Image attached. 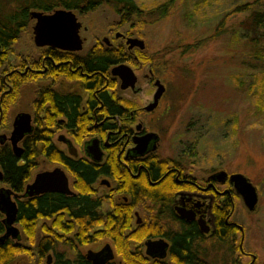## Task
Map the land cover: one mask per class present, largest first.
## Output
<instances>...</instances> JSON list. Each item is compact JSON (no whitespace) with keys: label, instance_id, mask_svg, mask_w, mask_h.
Here are the masks:
<instances>
[{"label":"rangeland","instance_id":"rangeland-1","mask_svg":"<svg viewBox=\"0 0 264 264\" xmlns=\"http://www.w3.org/2000/svg\"><path fill=\"white\" fill-rule=\"evenodd\" d=\"M134 3L138 11L125 19V12L120 13L109 4L86 13L74 11L82 23L85 47L94 39L103 41L122 33L144 41V65L152 67L166 86L158 108L143 116L145 129L161 137L158 154L179 158L197 176L222 169L229 174H242L251 181L258 194L256 208L250 212L241 200L236 201L233 219L244 228V249L256 256L255 264H263L264 116L255 111L251 87L260 89L264 76V50L257 51L264 47V19L259 26L253 18L254 13L264 14V0H134ZM161 7L165 13L158 19ZM33 24L34 20H30L0 69V96L9 88L1 84L6 70L19 68L24 60L39 61L42 49L34 44ZM43 78L21 85L18 100L7 112L4 129L8 134L14 116L31 112L36 92L45 82L50 83ZM148 98L146 91L141 99ZM190 148L193 153L188 155L186 151ZM54 166L40 159L32 178ZM43 222L36 229L37 241L42 236L39 227ZM105 242L102 238L79 247V251L85 254L87 249H98ZM57 250L69 258L74 256L62 244ZM223 253L222 264L236 259ZM250 260L240 256L239 264H248ZM36 262L39 261L31 264ZM40 264H46V257Z\"/></svg>","mask_w":264,"mask_h":264},{"label":"flooded vegetation","instance_id":"flooded-vegetation-1","mask_svg":"<svg viewBox=\"0 0 264 264\" xmlns=\"http://www.w3.org/2000/svg\"><path fill=\"white\" fill-rule=\"evenodd\" d=\"M82 29L81 23L79 34L82 39V49L64 50L50 45L38 47L42 49L38 56L42 68L32 67L33 62L37 60H24L21 62L27 64L24 70H21L20 67L15 68L6 74L7 76H3L2 80H11L10 74L13 72L20 74L28 71L37 72L41 74V77L50 80V83L45 82L43 86H40L43 90L52 91L63 98L77 99L79 106L77 115L88 120V125L84 129L86 132L83 134L85 136L83 143L79 144L77 141L80 136L79 128L71 126L69 122L71 117L75 116L72 112V105L70 102L63 101L65 102L63 105H66L65 111L57 112L54 115L57 127L52 130V144L63 157L69 159L86 160L95 166H104L108 161H112L107 173L97 177L92 185V190L94 197L101 199L100 208L105 216L116 215L117 211H124L128 216V227L120 228V231L125 232V236L132 233V236L137 235L136 233H145L146 236L141 242L132 240L129 243L131 250H138L140 255L156 264H222L224 241L220 236L219 228L222 223L232 227L233 234L229 240L232 255L236 256L235 263L239 264V257L245 256L251 258L248 264H255L257 259L252 262L253 254L244 249V228L233 219L235 202L242 201V199L229 179L231 174L225 171L228 177H220L219 173L224 170L219 169L208 172L204 176H197L192 172L191 167L188 168L179 158L161 157L158 154L160 135L145 129L143 116L158 108L165 94L166 86L160 81L165 87L164 93L157 106L153 110L147 111L146 107L152 103L156 91L155 81L160 79L152 67L144 65V41L122 33L119 36H108L109 38H104L103 41L94 39L90 46L85 47V38L81 35ZM131 40H133V44ZM139 40L143 42V47L137 43ZM94 48L106 51L121 49V52L130 59L111 65L106 74L100 75L101 82L94 88H88L85 80L99 75L98 71L89 73L84 70V65L87 63L84 61ZM54 55L59 58H54ZM122 63L131 67L137 77L134 88L122 89L120 79L111 74L112 67ZM65 70L70 72L69 75H66ZM8 87L11 89L12 84H9ZM146 91L149 98L142 100V94ZM37 92L32 103V111L25 112L30 114L32 126L35 118L34 103L37 101ZM138 99H141V103ZM43 103V117L45 118L50 108V100L47 96L43 98ZM113 103L117 105L120 113H112ZM48 115L51 114L48 113ZM14 118L11 121V129L8 134L4 129L6 125H1L0 117V136H7V139L0 137V147L5 144L11 146L8 137L13 128ZM148 133L157 135V138L156 140L152 139L147 144L145 151L140 153L137 145L140 143V139ZM23 139L19 142L20 146H22ZM92 140L98 142L101 152L99 161L89 155L86 148ZM70 147L76 149L75 154L71 153ZM186 152L191 155L193 149L190 148ZM55 167L61 168L66 173L72 191L71 195H75L70 173L61 165H55L53 168ZM1 187L8 188L5 185ZM100 191L104 193L99 194ZM133 192L137 194V199L131 194ZM18 200L14 199L16 205ZM0 214H2V222L5 216L3 213ZM200 222L203 223V228L206 231L202 230ZM14 226L19 230L20 235L17 216ZM5 232L6 227L0 237ZM6 238V240H2L3 243L12 240L14 244H21L17 238ZM103 238L106 242L98 249H87L85 254L79 251V247L94 244L102 238L77 246L78 252L83 255L86 261L93 264L87 258L88 251L99 252L108 245L113 257L105 264H125V249L117 248L110 237ZM148 240L163 241L167 247L164 252L159 251L157 255H149L145 244ZM177 240L187 243V255L184 252H181L182 255L179 254ZM72 252L74 253L72 258L64 254V259L72 260L76 256V253ZM48 255L52 256L53 262V254H47L46 259ZM184 256L186 258L182 259L181 257ZM31 262L29 257H21L14 264H31Z\"/></svg>","mask_w":264,"mask_h":264},{"label":"trees","instance_id":"trees-1","mask_svg":"<svg viewBox=\"0 0 264 264\" xmlns=\"http://www.w3.org/2000/svg\"><path fill=\"white\" fill-rule=\"evenodd\" d=\"M23 1L0 0V69L7 62L10 48L28 26L32 11L50 13L55 9H67L86 13L96 10L102 4H109L113 5L118 12H125L123 14L124 19L127 18V15L138 11L134 0H31L29 3ZM159 10L158 14H161V16L158 19L165 13L164 8L161 7ZM253 15L254 23L260 26L264 14L254 13ZM263 50L264 47L257 49L259 53ZM54 58L58 59L59 57L54 55ZM129 59L121 52V49L108 51L99 48L92 49L84 61L87 62L84 65V70L89 73L98 71L99 75L97 74L93 78L85 80L86 86L94 88L101 82L100 75L106 74L111 65ZM19 65L21 70H24L27 64L21 63ZM32 67L42 68V64L40 61H34ZM9 72L6 70L7 74ZM64 72L66 75L70 73L66 70ZM39 77H41V74L28 71L24 74L11 73V80L9 81H3L1 78L2 86L12 84V88L3 92L0 96L1 125L5 124L9 108L16 103L20 96L21 85L28 81H35ZM41 89L40 87L37 92V101L34 103L33 130L23 139L21 156H15L9 144L0 147V168L3 173L1 183L15 193H23L25 185L31 181L33 172L38 167L39 160L44 159L52 165H61L70 173L73 180L72 189L76 194L67 195L52 192L19 199L17 203V222L21 233L17 239L21 241V244H14L12 240L3 243L2 240L7 239H1L4 233L0 237V264H14L21 257H29L31 261L37 259L39 262L34 264H40V261L50 252H52L54 258L52 264H90L78 252L77 246L91 243L103 237H110L117 248L125 249V264H156L154 261L140 255L138 250H131L129 247L132 240L141 242L146 236L145 233H136L137 235L134 236H132V233L125 236V232L120 231V228L128 227V216L125 215L124 211H117L116 215L109 214L105 216L100 208L101 199L94 197L92 185L99 175L107 173L112 161H108L104 166H95L86 160L69 159L63 157L52 144V130L57 127V120L54 115L57 112L65 111L66 105H63L65 103L63 101L70 102L72 105V112L75 116H72L69 122L71 126L79 128L80 136L77 141L79 144L83 143L85 137L83 134L86 132L84 129L88 125V120L81 115H77L79 108L77 99H74V102L72 97L63 98L52 91ZM251 89L253 90L251 93L254 94L253 97L255 98V111L264 116V76L260 82V89L254 86ZM45 96L50 100V108L44 118L43 98ZM111 111L114 114L120 113L115 103L112 104ZM48 113L51 115H48ZM131 194L137 199L135 192ZM151 197L154 198L152 195ZM1 218L2 214H0V234L3 233L4 227H6L3 220L1 222ZM41 221L45 222L39 227L42 236L37 241L36 229ZM48 221L51 223L48 224ZM219 228L220 236L223 237L224 241L225 254L231 255L232 247L229 239L233 234L232 227L221 223ZM69 234H72V236H69ZM9 238L12 237L9 236ZM59 244L74 251L76 256L72 260L64 259V253L57 250ZM176 244L180 255H182L181 252H187L188 245L186 242L177 240ZM181 258L184 259L186 256ZM228 262L229 264H236L234 259H230Z\"/></svg>","mask_w":264,"mask_h":264},{"label":"water","instance_id":"water-1","mask_svg":"<svg viewBox=\"0 0 264 264\" xmlns=\"http://www.w3.org/2000/svg\"><path fill=\"white\" fill-rule=\"evenodd\" d=\"M31 20H34L32 27L33 41L36 47H42L44 45H50L56 48L64 50H80L82 49V39L79 34L81 27L80 21H78L77 15L72 10L67 9H55L50 13H44L41 11H32L30 13ZM133 44V40H131ZM143 47V42L139 40L137 42ZM111 74L120 79L122 89L134 88L137 81V77L131 67L126 64H118L112 67ZM156 91L153 95V101L147 107V111L153 110L162 94L165 87L160 80L155 81ZM12 131L8 137V141L11 144L13 153L15 156L20 157L23 151L19 142L33 130L31 123V116L29 113L21 112L17 114L13 120ZM3 139H7V136H0ZM157 135L148 133L140 139V143L137 145L140 153L145 151L147 144L152 140H156ZM86 148L89 155H91L96 161L101 159V152L96 140H92ZM72 154L76 153L74 147H70ZM220 177L227 178L228 174L225 171L219 173ZM230 181L233 182L234 187L240 195L245 208L252 212L255 210L258 203V194L256 187L251 181L244 175L235 173L229 176ZM3 180V173L0 170V182ZM63 193L71 195L72 191L69 187V180L66 173L59 167H55L52 170H46L36 173L33 180L25 185L23 193H15L10 188H0V212L4 214L5 218L3 222L6 226V232L1 239L11 236L12 238L19 237V230L14 226L17 216V205L14 199H22L26 197H34L44 193ZM202 230L203 223L200 222ZM241 228V227H240ZM242 229V228H241ZM146 251L149 255H157L159 251L164 252L167 244L163 241H146ZM112 251L108 245H106L99 252L88 251L87 258L92 261L93 264H105L112 258ZM256 259L255 255H252V262ZM46 264H52V256L48 255ZM264 264V263H263Z\"/></svg>","mask_w":264,"mask_h":264}]
</instances>
